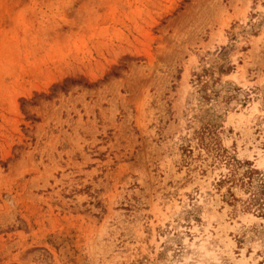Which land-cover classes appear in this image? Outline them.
Wrapping results in <instances>:
<instances>
[{"label": "rangeland", "instance_id": "obj_1", "mask_svg": "<svg viewBox=\"0 0 264 264\" xmlns=\"http://www.w3.org/2000/svg\"><path fill=\"white\" fill-rule=\"evenodd\" d=\"M0 264H264V0H0Z\"/></svg>", "mask_w": 264, "mask_h": 264}]
</instances>
